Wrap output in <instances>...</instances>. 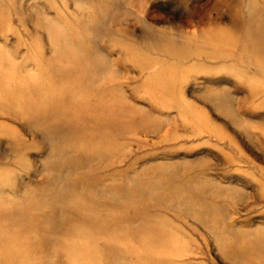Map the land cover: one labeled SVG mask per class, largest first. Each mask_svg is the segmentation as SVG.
<instances>
[{
	"label": "rangeland",
	"instance_id": "374dc122",
	"mask_svg": "<svg viewBox=\"0 0 264 264\" xmlns=\"http://www.w3.org/2000/svg\"><path fill=\"white\" fill-rule=\"evenodd\" d=\"M0 264H264V0H0Z\"/></svg>",
	"mask_w": 264,
	"mask_h": 264
},
{
	"label": "bare ground",
	"instance_id": "6f19581e",
	"mask_svg": "<svg viewBox=\"0 0 264 264\" xmlns=\"http://www.w3.org/2000/svg\"><path fill=\"white\" fill-rule=\"evenodd\" d=\"M7 253H8V255H10V254H11V251H10V250H8V252H7Z\"/></svg>",
	"mask_w": 264,
	"mask_h": 264
}]
</instances>
